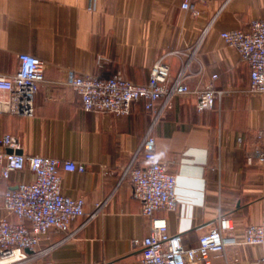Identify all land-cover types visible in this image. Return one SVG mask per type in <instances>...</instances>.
<instances>
[{
    "label": "crops",
    "instance_id": "obj_1",
    "mask_svg": "<svg viewBox=\"0 0 264 264\" xmlns=\"http://www.w3.org/2000/svg\"><path fill=\"white\" fill-rule=\"evenodd\" d=\"M183 1L0 0V73L13 74L21 53L46 63L35 115L0 113V136L17 137L25 154L87 167L84 173L60 170L64 193L86 199L85 215L66 232L50 231L35 264H142L134 241L151 231L131 178L123 177L130 163L144 166L139 151L150 126L144 103L121 116L87 112L65 83L68 69L90 76L122 73L144 84L161 57L168 55L175 78L186 57L171 53L197 48L187 83L204 86L217 74L223 95L205 112L193 98L176 97L156 126L157 154L177 175L179 205L154 216L166 219L169 232L187 247H196L221 215L233 219L239 235L264 215V166L251 158L264 137V94L248 91V64L221 38L264 19V0H193L198 17L182 8ZM34 178L24 171L1 181L0 206L6 189ZM261 255L257 246H236L213 255L212 264H255Z\"/></svg>",
    "mask_w": 264,
    "mask_h": 264
},
{
    "label": "built area",
    "instance_id": "obj_2",
    "mask_svg": "<svg viewBox=\"0 0 264 264\" xmlns=\"http://www.w3.org/2000/svg\"><path fill=\"white\" fill-rule=\"evenodd\" d=\"M182 8L194 17L201 15L193 0H184ZM221 38L248 64V91L264 94V19L253 20L248 29L225 31L221 33ZM196 51L197 48L171 53L186 57L175 78L171 76L166 62L168 55H165L152 67L149 81L144 84L131 81L122 73L90 76L77 74L73 69L65 72V83L78 92L87 112L127 115L134 103L142 101L150 115V126L139 151L144 166L136 167L132 162L123 173L124 178L132 180L134 196L142 202V214L151 219L150 234L134 241L141 248L142 264H212L213 255H226L229 248L236 246L259 247L262 255L255 264H264V215L259 223L248 226L240 235L236 233L233 219L221 215L211 230L200 237L196 247H187L180 235L169 232L166 219L154 216L158 210L175 211L179 205L177 175L171 171L170 163L162 161L157 154L156 126L176 97L193 98L197 110L205 112L213 109L216 98L223 95L215 84L219 77L217 74L204 86L191 87L187 83ZM18 58L19 66L13 74L0 73V113L32 117L36 112V96L46 81V63L29 53H21ZM19 149L17 137L9 133L0 136V182L24 171H30L35 176L34 180L19 183L2 194L0 264H35L46 251L40 246L50 231L66 232L75 219L85 215L86 199L73 198L64 193L60 170L84 173L86 165L72 160L29 155ZM251 156L264 166V137H261ZM101 206L102 203L98 209ZM104 264L122 263L110 261Z\"/></svg>",
    "mask_w": 264,
    "mask_h": 264
},
{
    "label": "water",
    "instance_id": "obj_3",
    "mask_svg": "<svg viewBox=\"0 0 264 264\" xmlns=\"http://www.w3.org/2000/svg\"><path fill=\"white\" fill-rule=\"evenodd\" d=\"M29 251V250H28Z\"/></svg>",
    "mask_w": 264,
    "mask_h": 264
}]
</instances>
